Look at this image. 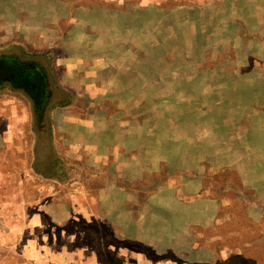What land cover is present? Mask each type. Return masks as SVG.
Listing matches in <instances>:
<instances>
[{
    "label": "rangeland",
    "instance_id": "1",
    "mask_svg": "<svg viewBox=\"0 0 264 264\" xmlns=\"http://www.w3.org/2000/svg\"><path fill=\"white\" fill-rule=\"evenodd\" d=\"M0 264H264V0H0ZM37 114V112H36Z\"/></svg>",
    "mask_w": 264,
    "mask_h": 264
},
{
    "label": "flooded vegetation",
    "instance_id": "2",
    "mask_svg": "<svg viewBox=\"0 0 264 264\" xmlns=\"http://www.w3.org/2000/svg\"><path fill=\"white\" fill-rule=\"evenodd\" d=\"M0 62L11 66L9 76L0 79V87L6 86L22 93L31 101L32 112L37 118L39 116L40 122L42 115L50 108L52 97L59 89L53 86L45 69L34 61H20L14 55H0Z\"/></svg>",
    "mask_w": 264,
    "mask_h": 264
},
{
    "label": "water",
    "instance_id": "3",
    "mask_svg": "<svg viewBox=\"0 0 264 264\" xmlns=\"http://www.w3.org/2000/svg\"><path fill=\"white\" fill-rule=\"evenodd\" d=\"M10 71H11V66L5 65L0 62V79L8 77Z\"/></svg>",
    "mask_w": 264,
    "mask_h": 264
}]
</instances>
